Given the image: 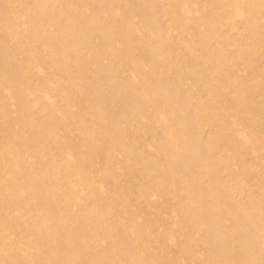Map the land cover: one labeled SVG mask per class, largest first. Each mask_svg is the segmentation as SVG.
I'll list each match as a JSON object with an SVG mask.
<instances>
[{
  "label": "bare ground",
  "instance_id": "obj_1",
  "mask_svg": "<svg viewBox=\"0 0 264 264\" xmlns=\"http://www.w3.org/2000/svg\"><path fill=\"white\" fill-rule=\"evenodd\" d=\"M0 264H264V0H0Z\"/></svg>",
  "mask_w": 264,
  "mask_h": 264
}]
</instances>
